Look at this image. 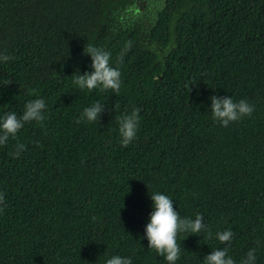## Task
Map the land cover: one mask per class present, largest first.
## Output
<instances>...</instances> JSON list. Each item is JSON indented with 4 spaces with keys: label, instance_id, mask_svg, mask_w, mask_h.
<instances>
[{
    "label": "trees",
    "instance_id": "1",
    "mask_svg": "<svg viewBox=\"0 0 264 264\" xmlns=\"http://www.w3.org/2000/svg\"><path fill=\"white\" fill-rule=\"evenodd\" d=\"M148 1L0 0V115L47 103L0 146V264H166L142 239L157 191L213 234H178L176 264H204L217 247L236 264L255 248L264 264V0ZM85 46L111 54L118 93L74 88V72L91 71ZM213 95L254 111L222 127ZM97 101L100 121L77 123ZM133 107L124 147L117 120Z\"/></svg>",
    "mask_w": 264,
    "mask_h": 264
},
{
    "label": "clouds",
    "instance_id": "2",
    "mask_svg": "<svg viewBox=\"0 0 264 264\" xmlns=\"http://www.w3.org/2000/svg\"><path fill=\"white\" fill-rule=\"evenodd\" d=\"M83 55L90 58L91 71L81 72L77 69L71 76L74 88L101 92L111 90L113 93H118L122 85L121 71L110 63L111 54L95 46H85ZM9 59L8 56H0V61L7 62ZM209 99L208 109L211 110V118L222 127H228L233 122L250 117L254 111L253 105L246 99L234 101L227 95L223 97L213 95ZM46 109V101L43 98H35L25 103L19 115L14 111L0 115V146L5 145L10 138L14 139L26 123L43 121ZM104 112L105 106L99 101L94 102L83 109L76 122L95 124L100 121ZM139 121V109L135 107L131 112L118 118V135L122 146L126 147L134 142ZM24 150L25 145L17 143L11 155L18 158ZM149 197L151 211L142 239L147 240L148 249L155 251L166 264H176L180 257L181 245L177 243L178 234L190 233L197 237H200L199 234H204L205 238H212L211 230L199 213L195 214L194 218L181 217L174 209V202L169 195L157 191L149 193ZM2 198L0 196V199ZM215 239L221 244L231 242L233 232L229 229L217 231ZM256 252L255 248L249 249L239 264H256ZM105 253L101 257L105 256ZM103 264H133V261L130 256L111 255L105 257ZM204 264H236V261L228 254L227 247H217L204 257Z\"/></svg>",
    "mask_w": 264,
    "mask_h": 264
},
{
    "label": "rangeland",
    "instance_id": "3",
    "mask_svg": "<svg viewBox=\"0 0 264 264\" xmlns=\"http://www.w3.org/2000/svg\"><path fill=\"white\" fill-rule=\"evenodd\" d=\"M126 2L131 5L132 3L134 4L135 0H126ZM149 5H152V0H150V2L148 1Z\"/></svg>",
    "mask_w": 264,
    "mask_h": 264
}]
</instances>
